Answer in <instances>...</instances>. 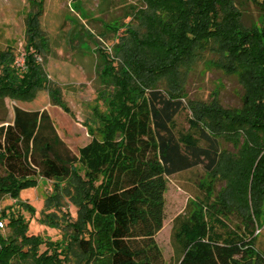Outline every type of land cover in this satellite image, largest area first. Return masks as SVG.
Returning <instances> with one entry per match:
<instances>
[{
    "label": "trees",
    "instance_id": "obj_1",
    "mask_svg": "<svg viewBox=\"0 0 264 264\" xmlns=\"http://www.w3.org/2000/svg\"><path fill=\"white\" fill-rule=\"evenodd\" d=\"M28 1L23 64L16 63L12 48L0 49V103L7 97L29 101L45 89L52 104L68 111L44 67L50 50L41 26L44 0ZM127 14L128 22L113 20L128 27L113 52L96 48L100 86L88 120L90 140L77 153L46 109L14 106L12 121L1 119L0 203L9 197L33 211L19 200L22 190L36 187L39 178L74 180L70 196L79 214L70 237L82 264H165L155 235L163 224L166 178L201 167L200 213L237 224L225 234L209 229L204 215H178L172 233L176 264H247L264 210V17L245 26L236 0H136ZM132 23L140 30L129 29ZM80 29L75 38L87 34L95 40L84 25ZM206 49L226 74L237 77L240 107L187 97L186 71ZM181 114L186 126L177 122ZM246 133L253 135L252 147L245 143L230 161L229 189L244 205L235 208L204 181L220 165L222 134L235 141ZM0 220L7 229H0V264L70 261L66 233L59 241L28 235L29 221L9 206L0 207ZM192 228L196 235L189 239Z\"/></svg>",
    "mask_w": 264,
    "mask_h": 264
},
{
    "label": "rangeland",
    "instance_id": "obj_2",
    "mask_svg": "<svg viewBox=\"0 0 264 264\" xmlns=\"http://www.w3.org/2000/svg\"><path fill=\"white\" fill-rule=\"evenodd\" d=\"M262 2L264 0H236L245 26L256 24L264 17ZM135 3L136 0H81L80 2L44 0L41 26L50 43V50L44 55L46 59L44 67L48 79L60 88L61 97L68 111L62 106L52 104L49 92L42 89L29 101L5 98L3 104L0 103V121L4 119L5 124L12 121L14 106L26 110L46 109L55 122L58 134L72 151L77 153L78 148L90 140L88 120L95 104L97 88L100 86L97 72L102 58L96 48L113 52V45L119 37L128 33V27L114 25L113 20L128 22L130 20L127 14L128 7ZM30 10L31 5L28 0H0V49L12 48L16 55V63L19 65L24 62L25 19ZM80 25H84L85 29L94 35L95 40L91 41L87 34L75 38L81 32ZM129 29L140 30L134 23L129 24ZM201 57L186 71L187 97L205 102L216 98L224 107H240L243 88L237 77L226 74L219 67L217 55L212 53V50L206 49ZM177 122L180 126H186L185 114H181ZM222 135L219 143L222 149L220 165L215 173L205 176L204 182L218 193L227 196L230 204L235 208H241L244 206L243 199L232 194L229 189L230 161L238 158L245 143L252 147L253 135L246 133L243 137L237 136L235 141L229 140L225 134ZM203 174V169L196 167L166 178L163 224L155 235L165 264H176L172 233L174 219L178 215L184 212L190 217L204 215V221L209 229L222 231L225 234L234 228L233 224H237L235 220L232 221L233 224L231 222L229 224L228 218L223 215L200 213L197 198L202 195L199 183L203 181ZM73 182L75 183L74 180L63 183L39 178L36 187L24 189L19 194V200L33 207V211L19 207L14 199L9 197L2 200L0 207L9 206L13 211L24 215L29 221L28 235H40L52 241H59L63 233H66L68 242L72 245L68 264H82V255L70 237L74 235L73 223L78 220L79 214V206L73 204L70 196L75 192L71 185ZM261 205L264 209V203ZM44 219H47V222ZM48 221L55 223L56 227ZM2 229L7 232L5 227ZM194 229L187 230L186 235L189 239L196 235ZM254 235L255 253L251 254L247 264H264L256 257V253L264 257V210L261 212L259 227ZM42 250L44 246L41 247ZM22 262L34 264L32 261Z\"/></svg>",
    "mask_w": 264,
    "mask_h": 264
},
{
    "label": "built area",
    "instance_id": "obj_3",
    "mask_svg": "<svg viewBox=\"0 0 264 264\" xmlns=\"http://www.w3.org/2000/svg\"><path fill=\"white\" fill-rule=\"evenodd\" d=\"M23 64V63H22ZM21 64V65H22ZM5 225H4V221L3 220H0V229H2L3 227H4Z\"/></svg>",
    "mask_w": 264,
    "mask_h": 264
}]
</instances>
